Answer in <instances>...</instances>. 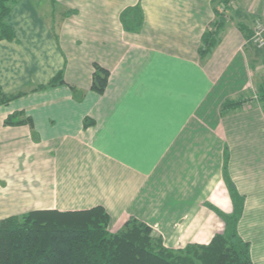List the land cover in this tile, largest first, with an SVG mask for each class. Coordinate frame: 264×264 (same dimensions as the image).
I'll use <instances>...</instances> for the list:
<instances>
[{
    "label": "crops",
    "instance_id": "obj_1",
    "mask_svg": "<svg viewBox=\"0 0 264 264\" xmlns=\"http://www.w3.org/2000/svg\"><path fill=\"white\" fill-rule=\"evenodd\" d=\"M229 1L14 2V37L0 39V89L19 94L0 105V220L100 205L111 232L135 217L179 249L222 232L212 208L230 214L232 190L243 201L238 235L264 264V113L249 100L264 85V49L247 42L264 0H234L236 17L225 13L218 42L199 55ZM94 63L109 72L102 94L90 89ZM59 72L64 84L40 88ZM14 112L32 125H5Z\"/></svg>",
    "mask_w": 264,
    "mask_h": 264
},
{
    "label": "trees",
    "instance_id": "obj_2",
    "mask_svg": "<svg viewBox=\"0 0 264 264\" xmlns=\"http://www.w3.org/2000/svg\"><path fill=\"white\" fill-rule=\"evenodd\" d=\"M16 1L0 0V39L14 37L5 18ZM132 10L131 30L138 28L142 21L141 8L136 6ZM126 11L121 15L122 22ZM224 15L225 12L216 11L215 21L203 34L200 57H206L218 42L225 24ZM242 26L239 24L240 29ZM93 67L90 89L102 94L109 72L96 63ZM64 83L59 72L47 85ZM70 89L80 96L75 88ZM17 96L0 89V105L8 104ZM257 96L264 113V87ZM242 103L244 99L226 100L220 110H234ZM22 115H9L4 124L31 126L30 117ZM229 193L233 202L230 214L212 208L223 222L222 232L216 233L208 244H187L179 249L165 247L161 236L135 217H129L117 231L111 232L110 217L100 205L74 211L37 209L9 216L0 220V264H252L250 244L237 232L243 201L234 191Z\"/></svg>",
    "mask_w": 264,
    "mask_h": 264
},
{
    "label": "rangeland",
    "instance_id": "obj_3",
    "mask_svg": "<svg viewBox=\"0 0 264 264\" xmlns=\"http://www.w3.org/2000/svg\"><path fill=\"white\" fill-rule=\"evenodd\" d=\"M233 2H234V4L233 5H231V6H229V4H222L220 7H219V10L218 11H220V12H225L227 15H233V16H235L234 14H236V12H237V10H238V5H237V3H236V1H234L233 0ZM229 3V2H228ZM242 3V2H241ZM241 3H239V5H241ZM239 7H241V6H239ZM236 17V16H235ZM240 18V19H239ZM238 19H239V21L241 20V22H243V19H242V16L241 17H239ZM259 22H262V21H259V19L258 18H256L254 21H253V24H252V30H254V29H256V27L259 25ZM251 37V36H250ZM247 42H250L251 43V45L256 49V50H261V49H264V46L263 47H261V48H259V47H257L253 42H251L250 41V38H249V40L247 41ZM259 54V53H258ZM259 56H260V54H259ZM263 58H261V59H263L264 60V55L262 56ZM260 60V59H259ZM263 63V66H264V61L262 62ZM258 66H259V64H258ZM262 81H264L263 79H260V80H258L257 82L258 83H260L261 84V82ZM258 83H256L255 85H257V87H259L258 86ZM48 84V83H47ZM45 85V86H48V85ZM51 87V86H50ZM263 87H264V85H263ZM263 87H259L261 90H262V88ZM6 93V92H5ZM6 94H8V95H10V96H13V95H15L16 93H13V94H10V93H6ZM257 94H258V92H257V90L254 88V90L252 89V94H251V96H250V101H258L259 103H260V101H259V96H257ZM18 96H19V94H17ZM17 96V97H18ZM21 96V95H20ZM246 102L247 101H249L248 100V98H243ZM261 104V103H260ZM14 113H21L22 114V112H14ZM13 114V113H12ZM21 117H26V116H24V115H22Z\"/></svg>",
    "mask_w": 264,
    "mask_h": 264
},
{
    "label": "built area",
    "instance_id": "obj_4",
    "mask_svg": "<svg viewBox=\"0 0 264 264\" xmlns=\"http://www.w3.org/2000/svg\"><path fill=\"white\" fill-rule=\"evenodd\" d=\"M229 6L233 5V0L229 1ZM250 41L253 42L257 47L261 48L264 46V22H259L256 29L252 30Z\"/></svg>",
    "mask_w": 264,
    "mask_h": 264
}]
</instances>
